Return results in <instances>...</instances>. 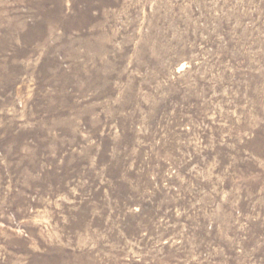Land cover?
Wrapping results in <instances>:
<instances>
[{
    "label": "rangeland",
    "instance_id": "obj_1",
    "mask_svg": "<svg viewBox=\"0 0 264 264\" xmlns=\"http://www.w3.org/2000/svg\"><path fill=\"white\" fill-rule=\"evenodd\" d=\"M0 264H264V0H0Z\"/></svg>",
    "mask_w": 264,
    "mask_h": 264
}]
</instances>
